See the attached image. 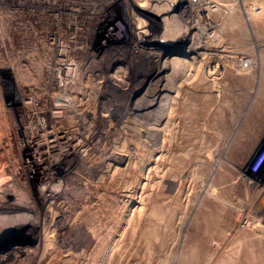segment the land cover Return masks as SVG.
Listing matches in <instances>:
<instances>
[{
	"label": "rangeland",
	"instance_id": "374dc122",
	"mask_svg": "<svg viewBox=\"0 0 264 264\" xmlns=\"http://www.w3.org/2000/svg\"><path fill=\"white\" fill-rule=\"evenodd\" d=\"M91 1L77 0L78 11L66 0L51 5L59 18L49 31L56 47L93 23L89 48L94 34V48L117 62L107 73L122 75L119 85L95 88L85 77L75 87L80 75L66 74L57 46L52 72L65 83L52 88V73L15 55L18 45L29 48L28 34L0 37V264H264V89L251 59L242 68L228 56L220 14L195 23L177 9L159 14L160 4L144 15L145 0H101L93 9ZM6 6L37 5L0 0V12ZM129 6L138 21L119 48L101 31L116 16L127 22ZM11 22L0 19V31L10 34ZM193 34L197 58L188 51ZM157 84L172 91L155 95ZM58 98L66 100L59 114ZM54 129L63 141L45 139ZM68 144L73 152L61 159Z\"/></svg>",
	"mask_w": 264,
	"mask_h": 264
},
{
	"label": "built area",
	"instance_id": "2783aa9c",
	"mask_svg": "<svg viewBox=\"0 0 264 264\" xmlns=\"http://www.w3.org/2000/svg\"><path fill=\"white\" fill-rule=\"evenodd\" d=\"M32 1V0H31ZM35 2V4L37 6H32L31 8L28 9H21V8H16L14 9L12 6H6L5 10H10L12 11L11 13H14L13 15H11V20L12 22L10 23V34H4L3 28H1L2 32L0 31V37L4 36L5 41L10 43V40L13 36V32L18 33V32H22V34H28L27 38L30 41L26 42V46H28L29 48L26 47V49L24 48V46H17V51L16 54L17 56H29L31 57L32 62L36 61V63L39 62V67L41 68L42 66H44L46 68V71L48 73H52L53 74V86L57 87V83L59 80V82L61 84H64V80H63V75L64 74H60L59 78L56 80L54 73L52 72V69H55L58 67V65H54L53 61L56 58H58L59 56L56 55L57 51L56 48L58 46L59 43H64L65 40H70L71 45L78 43V45L80 46L82 41H86L87 42V35L86 32L84 30H81V35H78V39L75 37H73V39L71 40V38L66 37L63 40H59L56 44L55 47V34L51 33L49 31V23L51 24V22L53 21V19H57L58 14L56 12H53L52 9H50L51 5H56L57 1H61V0H33ZM145 1H151V0H145ZM158 1V4H160L164 9H165V4H163V2H166V0H155V2ZM23 1H20V3ZM174 2V10L177 9V13L178 15H183V16H187L188 18H191L195 23L198 21H202L204 22H210V23H214V20L211 19V16L215 15V14H220V18L222 19V14H223V7H224V2L223 1H218V0H173ZM66 3H68V7L69 9H72V11H78L79 7L78 6V2L77 0H66ZM42 4V5H41ZM144 5V4H143ZM145 7V6H143ZM146 11L145 14L146 15L148 12L150 14V9L146 6L145 7ZM240 10L244 13L247 14H254V15H259L263 12V8L259 3H256L254 1L251 0H240ZM19 13H18V12ZM71 11V10H70ZM221 11V12H220ZM135 10L134 8L131 6H129V8H127L126 10V18H127V22L123 21L121 18H123V16H116L115 20L113 22H111V26L109 27H104V30L101 32L102 36L104 37V39H108V37H115L116 39L113 41L115 42V45L117 47H119L120 45H122L123 43H126V40L130 34V28L129 25L133 24L134 21H138V19H136V14H135ZM175 13V12H174ZM164 14H166V12H164ZM143 15V16H144ZM24 18L29 19L30 25L26 27V23L24 21ZM207 21H205V20ZM40 20H44L46 23L45 25H41L38 27V22ZM140 20V18H139ZM21 21L22 27H18V23ZM121 22L122 26H120V28H118V26L116 25L117 22ZM146 21V20H145ZM144 21V22H145ZM58 27V26H57ZM56 27V28H57ZM116 28L118 30H113V28ZM67 28L69 29V26L67 24ZM55 29V28H54ZM14 30V31H13ZM113 30V31H112ZM45 31V32H44ZM95 31V30H94ZM56 32V30L54 31ZM141 33V31H139ZM143 32V31H142ZM144 34V33H143ZM33 36V38H35L36 40H38L42 47H43V52L39 51L37 48L36 44H33V39L30 37ZM109 35V36H108ZM113 35V36H112ZM144 35H149V34H144ZM94 34H92V36L90 35L89 41L91 43V49L89 50L90 53L87 54L86 50H77L76 52V59L80 60L82 62V67L81 69H79V71L81 72L80 78L78 81H72V84H76L75 87L77 85H82L80 82L82 81L83 78H88L89 80L93 81L92 87L98 83L100 85V87H103V85H106V81L108 79H111L109 76H115L118 72L116 71L114 74H108V69H111L112 66L115 65V63H117L114 59L108 60L106 61V57H108L107 55H105V53H103V51H101L100 49L97 50L94 48V45L92 43L93 41V37ZM3 38V37H2ZM3 39V40H4ZM110 39V38H109ZM71 41H75V43H72ZM83 42V44H84ZM123 42V43H122ZM145 44L146 47V43L143 42ZM159 47H167V44L165 45L164 43H159ZM120 48V47H119ZM3 49V47H2ZM12 49V48H11ZM4 51V50H3ZM2 50L0 51V55L1 56H5V54H3ZM94 53V55L96 56L95 61L97 62V65L93 66L91 65V59L92 56L91 54ZM14 60H10V63H14ZM48 62L51 63V70H48ZM239 65L242 68H247L250 65V60L248 58H244V57H239ZM91 68L95 69V73L93 74V72L90 71ZM81 79V81H80ZM88 80V81H89ZM111 81L115 82L114 80L111 79ZM69 82V81H67ZM78 83V84H77ZM70 86V85H69ZM68 88V87H67Z\"/></svg>",
	"mask_w": 264,
	"mask_h": 264
},
{
	"label": "bare ground",
	"instance_id": "6f19581e",
	"mask_svg": "<svg viewBox=\"0 0 264 264\" xmlns=\"http://www.w3.org/2000/svg\"><path fill=\"white\" fill-rule=\"evenodd\" d=\"M101 0H94V1H91L92 3H89V4H91V8L93 9V8H97V7H99V5H100V3H102V2H100ZM140 1V0H139ZM143 1V0H142ZM155 1V0H154ZM90 2V1H89ZM144 5L143 6H147L150 10H153V8H156V6H159V4H158V1H156V2H149V1H145V3H143ZM163 4H165L164 6H165V9L163 8V7H159V9H158V13L160 12V10H161V12L159 13V14H162V13H164V12H167L168 10H171L172 12L174 11V2H173V0H166V2H163ZM102 5V4H101ZM155 6V7H154ZM81 7V6H80ZM144 7V8H145ZM162 8V9H161ZM70 10H73V8L72 9H70ZM12 11H9V12H7V13H5V12H0V19H2V20H6V22H8L9 20H11V15H13L14 13H11ZM18 12V11H17ZM171 12V14L172 15H174V16H177V14L176 13H172ZM19 13V12H18ZM92 18L93 17H89V19H88V21H89V23L90 22H92ZM69 21H70V25H75V24H78V21L77 20H75V19H72V18H70L69 19ZM92 25V26H91ZM87 26H88V28H87ZM189 26H191V25H189ZM187 29V28H186ZM74 30H77V31H79V33L81 34L82 32H81V30H84L85 32H91V31H94V26H93V23L92 24H90V25H86V26H84V27H82V26H79V27H76ZM144 32V31H143ZM190 33V32H189ZM197 34V33H196ZM188 35V34H187ZM189 36V35H188ZM196 38V36H194V34L190 37V39L191 38ZM71 38V40L73 39V37H70ZM188 38V37H187ZM199 40H198V37L196 38V39H193L192 41H190L189 42V45H188V51H190L191 52V55H193L191 58H197V56H199V52H200V50L198 51V44H199V42H198ZM72 43H75V42H72ZM76 44L77 43H75V44H73V45H71V43H70V40H65V42L64 43H59V53H58V55L61 57L60 59H58L59 61H60V64L61 65H64V64H67L65 67H64V69H65V72H66V74L67 75H71V77H73L74 76V78H76V75L79 73V75H81V72L79 71V69H81V67L83 66L82 65V62L81 61H76L75 60V57H74V55H73V53L77 50V49H85L86 51H89L90 50V48H89V45H88V43L85 41L84 42V44H83V42H82V44L79 46V47H76ZM201 47V46H200ZM89 48V49H88ZM152 54V53H151ZM91 56H92V59H91V65H93V66H95V65H97V62L95 61V59H96V56L94 55V53H92L91 54ZM158 56V58L160 59V57H159V55H157ZM56 60V59H55ZM57 70V69H56ZM59 71V70H58ZM90 71L91 72H93V74L95 73V69L94 68H91L90 69ZM112 80H114L116 83H118V85L121 83V81L123 80L122 79V75H120V74H118L117 73V75H115V76H112V75H110L109 76ZM126 78V77H125ZM108 81V80H107ZM115 82H111L112 84H116ZM123 84L125 83V82H122ZM158 83V82H157ZM161 83V82H160ZM117 85V86H118ZM158 85V84H157ZM106 87V85L104 84L103 85V87H100V85L98 84V83H96L95 84V88H105ZM175 88V87H174ZM154 89V88H153ZM152 89V90H153ZM155 91V90H154ZM170 91H172V89H171V87H169V86H167V85H158V92H157V94L155 93V95H160L161 94V92H162V94L164 93V94H166V93H168V92H170ZM151 93V92H150ZM166 96V95H165ZM156 97V96H155ZM155 97L153 98V99H148L146 102H145V105H146V107H149V108H151L154 104H155ZM157 98H158V96H157ZM166 100V99H165ZM164 101V100H163ZM163 101H161V102H163ZM167 102H168V100H167ZM167 102H165L164 101V103H167ZM68 103V102H67ZM159 103V102H158ZM106 105V104H105ZM56 106H57V108H58V110H56V111H54V113L56 112V113H61V111H59L60 109H65L66 107V100H65V98L64 99H62V98H58L57 99V102H56ZM142 108H144V105L142 104L141 105V109ZM153 108V107H152ZM163 109V108H162ZM99 111V110H98ZM163 111V110H162ZM86 112V111H85ZM97 113V112H96ZM161 113V112H160ZM159 113V114H160ZM163 113H164V111H163ZM81 114V113H80ZM99 114V113H98ZM85 115H87L86 113H85ZM164 114H162V116H163ZM80 116V115H79ZM156 116H158V115H156ZM161 115H159L158 117H159V120H160V118L162 117ZM78 117V116H77ZM82 117V116H81ZM84 117V116H83ZM82 117V118H83ZM85 119V118H84ZM84 119H81V121L82 120H84ZM88 119V117L85 119V121ZM162 119V118H161ZM168 119V118H167ZM84 121V122H85ZM157 122H158V120H157ZM160 122V121H159ZM83 123V122H82ZM81 123V124H82ZM78 124V123H77ZM157 124V123H156ZM87 125V124H86ZM79 126V125H78ZM84 127V126H83ZM83 129V128H82ZM84 131V130H83ZM257 137V136H256ZM255 137V138H256ZM45 139H47V141L49 142V143H55V142H58V141H63L64 140V138H63V135L61 134V132H59L58 130H51V131H49V132H47L46 133V136H45ZM228 142V141H227ZM67 148L65 149V150H63L62 152H61V154H62V158L61 159H64L65 157H67L68 156V154L72 151V149H71V145L70 144H68L67 146H66ZM75 147V146H74ZM30 148L31 149H33V147L32 146H30ZM32 152L33 153H31V158H33V164L36 166V167H38V166H40V164H41V168L43 169L44 168V165L42 164V162H40V159L38 158V157H35V159H34V156H35V153L36 154H38L39 152L36 150V148H34L33 150H32ZM73 152V151H72ZM60 153V152H59ZM40 154V153H39ZM59 155V154H58ZM57 158V157H56ZM37 159H38V161L39 162H37ZM57 160V159H56ZM55 160V161H56ZM54 162V161H53ZM53 162H51V163H53ZM51 167H52V164H51ZM1 168V167H0ZM2 169V168H1ZM45 169V168H44ZM1 173V172H0ZM9 177V176H8ZM258 181V180H257ZM256 181V182H257ZM255 181H254V183H256ZM23 186V185H22ZM4 188V187H3ZM6 189H8V188H6ZM6 189H3V191L4 190H6ZM260 190V189H259ZM0 191H1V188H0ZM2 191V192H3ZM14 191V190H13ZM8 192V191H7ZM16 192V191H15ZM13 193V192H12ZM6 194V193H5ZM15 194V193H14ZM18 194V193H17ZM14 196V195H13ZM16 196V195H15ZM20 196H21V194H20ZM22 197V196H21ZM20 197V199L22 200V198ZM25 197V196H24ZM16 198H18V197H16ZM27 198V197H26ZM7 199V198H6ZM13 199V198H12ZM19 199V198H18ZM11 200V199H10ZM24 200V199H23ZM17 204V203H16ZM20 205V204H19ZM16 206V205H15ZM20 207H21V205H20ZM4 212V211H3ZM6 212V211H5ZM1 213V215H2V212H0ZM10 214V213H9ZM14 214V213H13ZM0 215V216H1ZM5 216H6V214H4ZM11 215V214H10ZM15 215H16V213H15ZM5 216H4V218H5ZM0 221H2L1 220V218H0ZM3 222V221H2ZM12 222V221H11ZM30 222V221H29ZM16 223V222H15ZM18 224H20V226L23 228V227H28L29 225L25 222V221H18L17 222ZM239 223V222H238ZM1 224H3V223H1ZM33 228V227H32ZM31 230V229H30ZM21 255V254H20ZM17 257H18V254H17ZM19 259V258H18Z\"/></svg>",
	"mask_w": 264,
	"mask_h": 264
},
{
	"label": "crops",
	"instance_id": "0c3cea01",
	"mask_svg": "<svg viewBox=\"0 0 264 264\" xmlns=\"http://www.w3.org/2000/svg\"><path fill=\"white\" fill-rule=\"evenodd\" d=\"M259 3L261 14H247L240 10V0H223V37L229 57L250 58L254 83L264 89V0Z\"/></svg>",
	"mask_w": 264,
	"mask_h": 264
}]
</instances>
